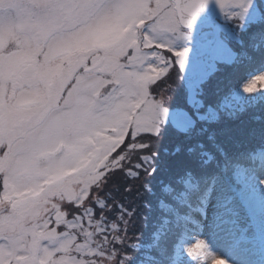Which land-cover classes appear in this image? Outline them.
I'll list each match as a JSON object with an SVG mask.
<instances>
[{"label":"snow or ice","instance_id":"obj_1","mask_svg":"<svg viewBox=\"0 0 264 264\" xmlns=\"http://www.w3.org/2000/svg\"><path fill=\"white\" fill-rule=\"evenodd\" d=\"M206 3L0 0V264H96L78 258L93 252L81 221L91 225L94 210L66 220L61 203L82 207L119 163L109 157L129 125L155 130L162 110L144 99L148 73L169 65L150 49L190 27ZM187 52H176L181 66ZM150 58L163 62L158 72ZM256 80L264 75L244 91Z\"/></svg>","mask_w":264,"mask_h":264},{"label":"rangeland","instance_id":"obj_2","mask_svg":"<svg viewBox=\"0 0 264 264\" xmlns=\"http://www.w3.org/2000/svg\"><path fill=\"white\" fill-rule=\"evenodd\" d=\"M237 3L238 0H216V11L209 21L189 29L181 27L176 34L165 38V47L154 45L150 49L155 50L169 65L168 71L159 76L148 73L155 78L149 82L144 99L149 105L159 104L162 110L157 114L155 130L129 125L124 141L109 157L110 160H119V163L105 170L106 176L99 185L89 188V196L82 207L78 208L67 199L61 203L66 220L80 216L83 208L94 210L91 225L87 217L81 221L83 227L93 234L90 238L93 252L78 258L95 261L96 264L131 263L133 256L129 246L141 233L144 222L141 216L146 198L141 183L152 177L153 170H159L158 154L152 157L151 153L161 148L165 151L179 148L192 129L193 136L200 131L189 106L196 102L197 106L201 104L212 79L219 69H223L225 62L232 59L235 43L240 42L242 33L251 23L258 21L264 10V0H244L246 9ZM232 12L242 13V17H233ZM183 48H187L188 52L181 66L176 52H182ZM150 59H153L151 67L158 72V66H162L163 62ZM145 67L149 66L146 64ZM261 75H264V70L245 81L232 95L234 103L228 102V105L232 108L231 104L239 101L248 105L253 93L244 89ZM253 88L254 91L262 88L259 94H264V82L256 80ZM229 110L220 111L219 119H228L237 111ZM141 112L142 109L136 110V114ZM142 152L147 153L146 161L152 163L133 170L135 164L140 166L139 154ZM120 157L123 159L120 160ZM231 178L233 182L225 177H216L209 186L204 200L200 201V211L193 212L195 221L188 222V230L186 235L183 233L185 236L178 247V258L172 264H264V156L259 166H240ZM104 190L105 203L99 201ZM2 191L0 183V193ZM139 197H142L141 211L137 216ZM244 200L258 210L249 207ZM118 202L124 208L116 206ZM97 222L100 223V230L96 228ZM49 227L56 228L57 232L70 231L66 226L55 223ZM76 231L77 241L83 243V235L79 234V229ZM201 242L202 247L196 249V244ZM189 249H194L192 254H189ZM101 251L103 255H99Z\"/></svg>","mask_w":264,"mask_h":264},{"label":"trees","instance_id":"obj_3","mask_svg":"<svg viewBox=\"0 0 264 264\" xmlns=\"http://www.w3.org/2000/svg\"><path fill=\"white\" fill-rule=\"evenodd\" d=\"M235 44L232 59L212 79L201 104L189 106L200 131L193 136L192 129L179 148H161L151 153L152 157L158 154L159 170H153L152 177L144 180L145 185L141 183L146 198L141 216L144 222L141 233L129 246L133 256L130 264H166L161 259L171 257L173 244L161 237L171 229L176 231L181 217L190 213L212 180L222 174L221 161L228 167L226 175H232L237 165H260L264 156V94H259L262 88L252 91L248 105L239 101L231 108L228 102L234 103L232 94L251 72L264 67V10ZM228 109L237 111L220 120V111ZM146 154H139L140 166L135 164L133 170L152 163L146 161ZM141 200L139 197L137 216ZM99 201L105 203V190ZM119 203L116 206L122 208Z\"/></svg>","mask_w":264,"mask_h":264},{"label":"water","instance_id":"obj_4","mask_svg":"<svg viewBox=\"0 0 264 264\" xmlns=\"http://www.w3.org/2000/svg\"><path fill=\"white\" fill-rule=\"evenodd\" d=\"M171 1L181 4L192 2V0H171ZM214 11H215V0H207V3L198 11L194 19V22L190 27L206 22L212 17ZM177 15H179V12L177 13ZM182 27L190 28L189 26H182Z\"/></svg>","mask_w":264,"mask_h":264}]
</instances>
